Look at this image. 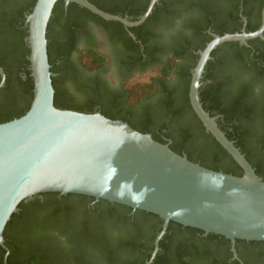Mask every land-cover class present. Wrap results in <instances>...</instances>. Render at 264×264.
Returning <instances> with one entry per match:
<instances>
[{"label": "trees", "instance_id": "obj_1", "mask_svg": "<svg viewBox=\"0 0 264 264\" xmlns=\"http://www.w3.org/2000/svg\"><path fill=\"white\" fill-rule=\"evenodd\" d=\"M36 1L0 0V67L6 74V83L0 93L13 91L6 107L0 105V124L24 115L33 100L34 81L30 70L26 16L31 13ZM90 1L107 12L131 20H137L144 14L150 3V0ZM182 6L186 10L191 7V17L184 24L188 34L181 32L173 38V55L164 60H153L158 66L148 80L134 82L127 88L128 104L131 107L156 92L160 93L155 103L139 110V116L130 117L129 111L120 109L119 103L109 94L78 88L79 94L72 96L60 90L62 73L70 66V55L79 39L88 34V25L93 23L103 28L112 40L128 52L139 56L145 54L150 60L156 51L152 39L159 36L154 30L157 31V27L163 25L167 27L177 17V9ZM263 6L264 0H158L142 24L127 27L120 21L106 20L74 2L66 7L65 1L59 0L54 7L47 33L51 70L59 74L52 77L54 104L59 109L83 113H94L98 106L106 117L124 120L141 132L151 133L154 139L169 143L172 150L179 154L186 153L194 162L242 176L245 173L242 166L207 131L192 108L189 97L192 78L190 70L199 58L195 51L204 49L214 38L208 29L218 35L241 32L243 15L247 17L246 30L255 31L261 25ZM131 32L137 40L131 36ZM212 56L213 59L206 66L204 85L200 88L203 106L211 116H219L220 128L235 141L257 174L264 179V88L260 93L256 91L258 86L264 85V40L250 39L248 45L239 41L225 42L213 51ZM180 57L186 58L188 63L177 71L178 85L170 87L167 81L179 67ZM149 60L136 63L145 69L150 65ZM104 61L105 55L90 42L79 52V63L88 70L101 67ZM163 127L169 131L163 132ZM69 195L74 196L79 203L88 198L94 199L84 194ZM40 205L38 200L28 199L12 215L4 231L5 246L10 253L5 263L7 250L0 246V264H86L87 253L109 251L100 234L98 236L91 232L86 225L75 233L77 223L73 221L72 213L65 211L71 206L47 205L51 208L49 214L41 218L36 212ZM141 211L146 217L163 220L157 214ZM61 222H69V228ZM16 227L20 234L15 233ZM160 229L157 228L156 234ZM54 230L66 236L69 249L52 238L51 232ZM242 240L237 239V242Z\"/></svg>", "mask_w": 264, "mask_h": 264}, {"label": "water", "instance_id": "obj_2", "mask_svg": "<svg viewBox=\"0 0 264 264\" xmlns=\"http://www.w3.org/2000/svg\"><path fill=\"white\" fill-rule=\"evenodd\" d=\"M58 1L37 0L26 16L33 100L24 115L0 124V246L6 247L4 231L19 205L48 191L84 194L157 214L166 222L158 241L171 220L224 235L233 244L237 239L264 241V179L200 100L205 66L215 48L230 41L248 45L253 38L264 40V8L257 30L214 34L199 52L190 84L194 111L244 169L237 176L194 162L124 120L57 108L47 33ZM64 1L66 7L74 2L106 20L135 27L158 0H150L137 20L107 12L90 0ZM0 75L2 88V67Z\"/></svg>", "mask_w": 264, "mask_h": 264}, {"label": "flooded vegetation", "instance_id": "obj_3", "mask_svg": "<svg viewBox=\"0 0 264 264\" xmlns=\"http://www.w3.org/2000/svg\"><path fill=\"white\" fill-rule=\"evenodd\" d=\"M191 14V7L186 10L185 6H182L177 9V17L167 27L163 25L157 27V31L154 30L159 36L152 39V45L156 51L153 52L150 60L145 54L139 56L128 52L121 44L112 40L103 28H95L93 24L88 25V34L83 35L79 39L76 48L70 55L69 62L71 64L62 73L59 81L60 90L63 92L67 91L72 96L79 94L76 92L78 88L96 91L100 94H109L119 103L120 109L129 111L130 117L136 118L139 116V110L145 105L155 103L160 93L156 92L131 107L128 104L127 83L135 75L154 71L158 66L157 63L153 62L154 59L159 58L160 60H164L174 54L175 47L172 40L181 32L188 34V30L186 32L184 24L191 17ZM242 17L244 23L241 31L247 25V17L243 15ZM208 32L213 37L216 34L210 29H208ZM131 36L137 40L133 32H131ZM89 42L90 44H94L97 49V46L104 45L106 47L105 44H108V53L98 49L105 55V61L101 67L94 70H88L79 63V52L81 49L87 47ZM201 50L203 49L195 51L199 57ZM212 53L208 62L213 59ZM147 60H149L150 65L145 69H141L136 63L147 62ZM178 63L179 67H177L176 72L167 81L170 87L178 85L179 74L177 71L182 66H186L188 61L186 58L180 57L178 58ZM195 66L190 70L192 76ZM206 66L203 78L206 73ZM110 74H115L114 78ZM58 75L56 73L55 76ZM203 78L202 85H204ZM263 88L264 85H260L256 88V91L260 93V91H263ZM11 94H13V91L0 93V105L2 107H6ZM95 112L102 113L98 106L95 108ZM215 117H217L218 122L219 116ZM162 131L168 132L169 129L163 127ZM169 142H171L170 138ZM49 192H56L58 194H51ZM69 194L71 193L63 194L57 191H48L38 193L29 199L38 200L41 204L36 211L37 216L41 218L49 214L51 208L47 205H69L71 206L70 209L65 211L72 213L73 221L77 223L75 233L79 232L86 225L90 228L91 232L98 236L100 234L104 243L107 244L109 251L106 253H87L85 257L86 264H264V241L242 240L237 242L236 240L233 244L230 238L217 236L216 233H207L204 230L201 232L195 227L183 225L172 220L169 221L164 235L158 241L157 238L164 230L166 223L162 217L161 219L163 220H157L154 217L149 218L144 215L145 213L141 209H134L123 204L115 205L116 202L109 200H107L109 202H104L95 197L94 199L88 198L85 202L79 203L74 196H70ZM61 223L69 228V222ZM157 228L161 229L156 234ZM15 233L20 234L18 227L15 228ZM51 235L53 236L52 238L59 240L61 246H66L69 249L70 244L68 243V239L60 231H52ZM6 250L5 263H7V257L10 253L8 247H6Z\"/></svg>", "mask_w": 264, "mask_h": 264}, {"label": "rangeland", "instance_id": "obj_4", "mask_svg": "<svg viewBox=\"0 0 264 264\" xmlns=\"http://www.w3.org/2000/svg\"><path fill=\"white\" fill-rule=\"evenodd\" d=\"M93 25H94L95 28L99 27V26H97L95 24H93ZM105 45H106V47H104V45H100V46H97V47L102 52H105V53L107 52L108 53V49H107L108 48V44H105ZM110 75H111L112 78H114V76H115V74L114 75L113 74H110ZM151 75H152L151 73H145V74L143 73V74H140V75H135L134 77H132V79H130V81L127 83V85L129 87L134 82H139V81H142L143 82V81H146V80H148L151 77ZM76 92L79 93L78 90ZM54 231H57V230H54Z\"/></svg>", "mask_w": 264, "mask_h": 264}]
</instances>
